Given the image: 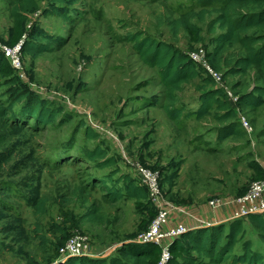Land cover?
Instances as JSON below:
<instances>
[{
    "label": "rangeland",
    "instance_id": "374dc122",
    "mask_svg": "<svg viewBox=\"0 0 264 264\" xmlns=\"http://www.w3.org/2000/svg\"><path fill=\"white\" fill-rule=\"evenodd\" d=\"M12 2L0 0V42L6 43L11 35ZM200 2L78 0L68 13L72 21L45 14L49 4L41 2L40 10L29 15L18 44L31 43V34L37 33L47 39L38 45L49 47L35 57L22 49L19 65L6 56L0 70V102L11 108L0 119L8 128L0 151L5 152L0 168V264H59L64 261L61 247L78 233L89 238L98 257L108 256L104 252L109 248L111 256H118L123 246L148 230L158 210L149 198L115 202L94 182L118 170L115 179L128 174L141 183L135 172L138 162L158 174L166 200L180 209V223L217 222L228 230L236 220L225 207L218 210H225L223 218L211 215L208 222L209 202L242 197L253 183L264 180V105L234 106L249 130L242 120L241 128L231 127V120L218 122L213 116L173 121L163 108L168 101L159 70L140 60L130 40L134 34L151 36L189 56L211 50L215 43L207 23L200 24L204 42L199 45L183 31L174 35L168 26L183 9L200 7ZM255 76V71L228 76L225 85L239 100L252 91ZM13 86L30 90L55 110L56 121L27 128L29 119L17 116L24 104L11 106ZM194 87L187 85L180 93L179 105L187 112L199 106ZM5 129L0 125V132ZM221 132L231 135L222 142ZM96 147L114 158V167L101 169L84 159ZM40 200H46L44 214L37 211ZM94 210H99L103 223L89 219ZM243 227L235 252L241 253L246 241L257 252L261 240L255 225L244 219ZM235 252L220 264H239L233 261ZM160 259L161 251L155 264ZM198 264L216 263L202 257Z\"/></svg>",
    "mask_w": 264,
    "mask_h": 264
},
{
    "label": "trees",
    "instance_id": "16d2710c",
    "mask_svg": "<svg viewBox=\"0 0 264 264\" xmlns=\"http://www.w3.org/2000/svg\"><path fill=\"white\" fill-rule=\"evenodd\" d=\"M77 1L13 0L10 16L14 25L9 40L6 43L0 42V70L7 59L3 46L14 47L22 40L26 34L28 17L40 10L41 2L49 4L45 14H54L64 20L72 21L68 13L71 11L70 7ZM200 1V7L188 6L182 10L180 16L169 20L168 26L174 35L183 31L192 44L199 45L204 42L203 29L200 24L207 23L208 33L213 36L215 45L211 50H206V58L213 70L222 73L225 84L228 76H246L251 71H255V86L251 92L240 96L237 103H233L224 88L219 86L206 68L194 62L189 55L151 36L134 34L130 36V40L134 43L140 60L149 67L159 70L161 84L166 91L164 100L168 101L163 105V108L173 121L180 123L192 117L204 119L213 116L218 122L224 123L231 120V127L241 128L242 122L241 119L239 120L240 115L235 107L237 105L248 107L264 105V0ZM31 35L32 42L26 43L22 49L28 54L32 55L33 53L32 56L35 57L38 52H43L49 46L37 43V41L45 39L44 34L34 33ZM52 42L59 43L56 40H52ZM232 50L235 52H231ZM191 84L195 85L194 88L199 95L195 101L199 103V106L193 111L187 112L184 105H179L180 93L183 92L185 86ZM9 96L12 99L11 106L24 104L17 116L19 120L24 116L29 119L26 124L29 126L27 128L36 130L39 126H48L56 121L58 113L49 108L46 103L40 102L31 94L30 90L13 86ZM3 103L6 104V102ZM3 103L0 102V119L11 113V108L6 109ZM237 115L239 123L236 121ZM0 125L6 127L5 132H0V151H2L4 143L7 142L8 128L3 122ZM233 134L239 133L234 131ZM230 135L231 132L227 134L221 132L218 134V140L223 142ZM4 153H0V168L4 161ZM83 157L101 169L115 166L114 158H109L106 151L100 147L88 151ZM75 162L74 158L73 164ZM117 173H119L118 170H112L111 173L98 177L94 183L98 187L105 188L106 195H109L115 202L123 199L149 198L148 189L138 183L136 178L126 174L115 179ZM174 177L175 174L171 175L167 181L171 182ZM119 183L124 186L118 187ZM36 207H38V213L44 214L46 200H40ZM98 211L94 210L89 217L97 224L104 222ZM244 219H250L260 235L261 247L257 252L253 251V243L247 241L243 242L241 253L235 252L237 245L243 239ZM233 221L228 230L226 226L218 224L197 228L183 235L171 247L172 255L174 253L178 257L172 256L169 264H198L202 257L220 264L233 256L234 252L236 254L233 257L235 263L264 264V212ZM131 247L133 248L130 249ZM118 253V256L109 254L105 258L73 257L59 264H155L157 256L160 255V248L155 245H139L132 242L123 246ZM28 264H35V262L30 261Z\"/></svg>",
    "mask_w": 264,
    "mask_h": 264
},
{
    "label": "built area",
    "instance_id": "2783aa9c",
    "mask_svg": "<svg viewBox=\"0 0 264 264\" xmlns=\"http://www.w3.org/2000/svg\"><path fill=\"white\" fill-rule=\"evenodd\" d=\"M23 42L18 44L15 48L3 46L7 56L14 59V64L19 65L20 60L18 53L22 50ZM206 50H200L190 54L191 59L204 66L211 74L214 80L224 88L227 96L233 103H237L238 98L227 88L223 82V75L211 68L206 58ZM244 126L249 130V123L245 118L240 117ZM136 175L141 184L148 189L149 200L157 208V215L147 231L138 235L135 239L137 244L155 245L160 248L161 259L158 264H169L172 260L171 247L175 241L179 240L183 235L196 228L211 227L220 223H204L200 225L188 226L187 224L174 222L180 209L176 205L168 202L164 196L162 186L159 183L158 174L150 171L140 162L135 165ZM209 207L212 210L222 209L227 207H234L232 209L233 219H241L249 215L259 214L264 212V180L253 183L247 193L234 199H219L209 202ZM63 260L66 261L73 257H98L93 249L92 243L86 236L76 234L69 238L60 249ZM111 250L107 249L104 254L109 255ZM104 256V255H103Z\"/></svg>",
    "mask_w": 264,
    "mask_h": 264
},
{
    "label": "crops",
    "instance_id": "0c3cea01",
    "mask_svg": "<svg viewBox=\"0 0 264 264\" xmlns=\"http://www.w3.org/2000/svg\"><path fill=\"white\" fill-rule=\"evenodd\" d=\"M149 197V196H148ZM232 209H234V207H229L227 210L231 213L232 212ZM219 209H217V210H212V211H214V214H216V215H214L213 214V212L212 211H210V212H212V213H210L209 212V218L208 219H206L208 222H211V221H209V220H211L212 218H211V215L212 216H215V217H218V218H223L224 217V215H225V213H224V211L222 212V211H218ZM218 211V212H217ZM206 215V214H205ZM203 216V215H202ZM201 218V217H200ZM181 219V216H176L175 217V221L174 222H177V221H181L180 220ZM202 219V218H201ZM204 220V219H203ZM186 224H188V222H186ZM195 224H192V225H190V226H194ZM197 229V228H196Z\"/></svg>",
    "mask_w": 264,
    "mask_h": 264
}]
</instances>
